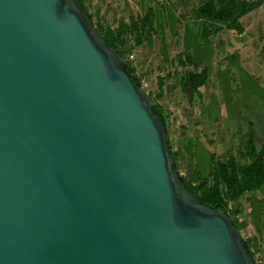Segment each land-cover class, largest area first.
Instances as JSON below:
<instances>
[{"label":"water","instance_id":"water-1","mask_svg":"<svg viewBox=\"0 0 264 264\" xmlns=\"http://www.w3.org/2000/svg\"><path fill=\"white\" fill-rule=\"evenodd\" d=\"M77 0H0V264H257Z\"/></svg>","mask_w":264,"mask_h":264},{"label":"rangeland","instance_id":"rangeland-1","mask_svg":"<svg viewBox=\"0 0 264 264\" xmlns=\"http://www.w3.org/2000/svg\"><path fill=\"white\" fill-rule=\"evenodd\" d=\"M199 1L86 0L85 5L92 14L95 28L98 23L114 28L120 20L129 24L132 17L142 18L145 12L151 10L154 24L150 40L144 37L137 44L133 37L135 33L131 32L128 33V42L121 49L124 51V61L135 68L151 102L167 114L171 148L183 150L185 138H194L213 152L217 162L234 156L244 163L247 159L239 153V148L245 147L249 121L254 123L251 132L255 134L257 144L264 145V0L259 7L241 18L244 29L238 36L224 27L218 34L209 36L215 42V52L210 58L208 84L206 91L202 92L205 93L204 97L194 95L189 88H182L181 84L185 72H200L203 69L206 65L204 60L209 61L211 51L202 46L199 56L198 53L194 56L199 64L197 66L182 64L178 58L183 53L185 20L195 23L193 29L197 28L191 8L196 7ZM254 1L257 0H251ZM156 9H161L162 28L157 24ZM174 16L176 22L172 21L175 20ZM160 29L162 33L157 32ZM222 49L227 54L240 50V55L232 59ZM184 58L183 55L182 60ZM200 97H203L204 103L199 100ZM183 155L177 160V169L184 176L187 157L185 153ZM250 196L263 200L264 208L262 189L247 192L237 203L230 202L228 210H240L238 220L244 223V227L239 232L251 245L250 239L255 232L248 217ZM254 259L257 264H264V244L261 251L255 253Z\"/></svg>","mask_w":264,"mask_h":264},{"label":"trees","instance_id":"trees-1","mask_svg":"<svg viewBox=\"0 0 264 264\" xmlns=\"http://www.w3.org/2000/svg\"><path fill=\"white\" fill-rule=\"evenodd\" d=\"M77 2L86 12L89 20L92 21V14L85 5L86 0H77ZM261 4L262 0L254 2L251 0H200L196 7L191 8L192 17L199 21L197 29L193 32V24L195 23H191L189 20L184 22L183 53L178 56L181 63L199 65L194 59V46L206 45L208 36L222 29V25L231 30L235 36L239 35L244 29L241 25V18ZM156 15L157 24L162 28L161 9H156ZM153 17L154 13L148 10L142 18L132 17L129 24L120 20L119 24L112 28L108 24L98 23L96 30L125 60L124 51L121 47L128 42V33H135L133 37L137 44L144 37L150 40V32L154 24ZM182 17L185 19L184 16ZM174 18L175 20L172 21L176 22L177 18L175 16ZM207 21L211 23L208 24ZM214 23L220 25L217 26ZM157 32L162 33L161 29ZM183 55L185 56L184 60H182ZM229 57L236 59L237 54L232 53ZM210 58L209 61L205 62L206 65L200 72H196V70L185 72L181 84L182 88H189L194 95H200L201 91L207 88L210 75ZM125 63L129 72L140 84L135 68L129 62L125 61ZM153 108L160 114L168 130V119L165 111L156 104H153ZM248 123L250 129L246 134L245 147L240 146L239 148V153L247 159L244 163L239 162L234 156H229L223 162H217L213 152L208 150L203 142L198 139L185 138L183 150H173L168 141L169 151L175 158V168H178L177 160L184 156L183 153L187 157L185 175H181V181L185 188L201 203L226 213L233 219L238 230L244 227V223H240L238 220L240 210L238 208L228 210L229 203H237L240 197L247 192L264 189V145L257 144L255 134L251 132L254 123L251 121ZM249 205L248 217L255 235L250 239L251 245L248 243V239L243 240L247 251L254 257L256 252L261 251L264 244L263 200L250 196Z\"/></svg>","mask_w":264,"mask_h":264},{"label":"crops","instance_id":"crops-1","mask_svg":"<svg viewBox=\"0 0 264 264\" xmlns=\"http://www.w3.org/2000/svg\"><path fill=\"white\" fill-rule=\"evenodd\" d=\"M198 20L196 19V26H197V24H198ZM207 23L208 24H210L211 22H209V21H207ZM215 24V23H214ZM215 25H217V26H219L220 24H215ZM223 27H224V25H222V29H223ZM197 29V28H196ZM224 29H227V28H225L224 27ZM194 30L195 29H193L192 31L194 32ZM228 30V29H227ZM222 31V30H221ZM229 31V33H232L231 32V30H228ZM220 32V30L219 31H217L216 33H213V34H210L209 36H211V35H216V34H218ZM208 36V38L206 39V45H205V48L206 49H208L209 51H211V55H210V57H212V55L214 54V52L215 51H213V47H214V45H215V42L214 41H212L211 40V38ZM238 36V35H237ZM219 43V42H218ZM200 49H202V46H200V45H198L197 47L196 46H194V49L193 50H195L194 52H195V54H194V56H196L197 55V53H198V56H199V52H200ZM234 49H236V48H234ZM197 51V52H196ZM222 51H223V53L224 54H227L228 52L227 51H225V49H222ZM230 53V52H229ZM237 54V57L240 55V50H238V51H234V52H231V54ZM228 55V54H227ZM230 55V54H229ZM204 62H206L205 60H204ZM208 82V81H207ZM208 84V83H207ZM204 91H206V89H204V90H202L201 91V94L200 95H202L203 97L205 96L204 94L205 93H203L202 94V92H204ZM203 97L201 98H199V100H203ZM203 103L205 102L204 100L202 101ZM228 128V127H227Z\"/></svg>","mask_w":264,"mask_h":264},{"label":"clouds","instance_id":"clouds-1","mask_svg":"<svg viewBox=\"0 0 264 264\" xmlns=\"http://www.w3.org/2000/svg\"><path fill=\"white\" fill-rule=\"evenodd\" d=\"M141 85V84H140ZM143 87V86H142Z\"/></svg>","mask_w":264,"mask_h":264}]
</instances>
